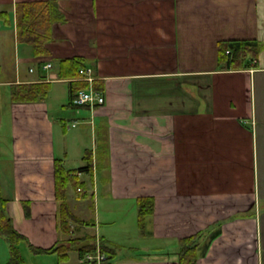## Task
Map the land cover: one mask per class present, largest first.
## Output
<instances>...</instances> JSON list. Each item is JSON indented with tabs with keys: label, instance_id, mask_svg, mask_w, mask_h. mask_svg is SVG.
<instances>
[{
	"label": "crops",
	"instance_id": "obj_1",
	"mask_svg": "<svg viewBox=\"0 0 264 264\" xmlns=\"http://www.w3.org/2000/svg\"><path fill=\"white\" fill-rule=\"evenodd\" d=\"M16 1L31 0H0V11L13 16ZM50 1L65 20L52 25L46 57L0 21V51L7 30L20 46L19 67L0 81L9 132L0 187L15 228L34 246L62 237L53 161L74 170L89 151L92 171L78 172L84 197L71 186L66 197L91 222L65 237L117 245L109 264H179V239L198 233L194 264H264V0ZM242 38L259 43L256 57L221 67L218 42ZM75 55L104 97L93 109L67 106L68 81L83 80L59 78L56 61ZM41 80L50 83L43 100L11 101L12 83ZM144 196L154 208L140 230ZM67 256L55 261L83 263L76 249Z\"/></svg>",
	"mask_w": 264,
	"mask_h": 264
},
{
	"label": "trees",
	"instance_id": "obj_2",
	"mask_svg": "<svg viewBox=\"0 0 264 264\" xmlns=\"http://www.w3.org/2000/svg\"><path fill=\"white\" fill-rule=\"evenodd\" d=\"M15 12L0 11V21L6 28L15 27L16 38L19 44L30 46L31 53L35 57L48 56V43L52 38V25L56 22L64 21L55 1L50 0H31L16 1ZM259 43L255 39H231L218 42V63L223 68H239L244 66L246 60L253 59L259 52ZM227 50H230L228 53ZM42 63L45 60H39ZM85 62L81 56H71L58 59L56 61V72L59 78L72 79L79 78V68H85ZM69 100L67 106L71 107V99L80 89H87L88 83L81 80L68 81ZM93 88L97 89L96 85ZM50 89L49 81L41 80L29 83H12L10 85L11 101L14 103H31L43 100ZM73 108V107H71ZM85 165L74 170H66L62 165V160L54 158L53 174L55 186V200L57 203V223L56 227L61 238L53 245L47 247L34 246L30 243L24 234L19 232L12 218L6 211L7 200L2 196L0 187V237L7 244L8 258L6 264H26L24 257L19 250V244L24 242L28 249L35 254H55L57 261H65L67 252L76 249L80 257L85 253L95 250L93 239L88 236L65 237L71 233L73 224L82 225L90 224L91 221L82 220L72 213L67 201V188L71 186L76 191V196L84 197L78 188L84 187L80 181L78 172L92 171V159L89 151L82 156ZM1 186V184H0ZM29 201H23L25 215L29 216ZM154 199L151 196L138 197L137 199V224L140 230L144 229L146 219L153 212ZM88 239V240H87ZM87 240V241H86ZM199 234H192L179 239V264H194L197 259V247ZM86 242V243H85ZM101 250L107 254V258L101 264H109L116 251L117 245L109 244L100 239L99 245ZM95 264V263H80Z\"/></svg>",
	"mask_w": 264,
	"mask_h": 264
},
{
	"label": "rangeland",
	"instance_id": "obj_3",
	"mask_svg": "<svg viewBox=\"0 0 264 264\" xmlns=\"http://www.w3.org/2000/svg\"><path fill=\"white\" fill-rule=\"evenodd\" d=\"M2 38L4 39L2 40L4 45L1 46L2 51H0V55L2 56V61H3L1 62L0 81L10 78L14 74L13 71H15V68L19 67L17 64H15L14 59L17 58V50L20 47V46L19 47L16 46L17 44L14 39L15 37L13 31L7 30L5 33H3ZM59 86L66 87L65 84H59ZM7 96H8L7 87L5 85H0V108L4 107L6 103V99L8 98ZM2 115L3 113L2 111H0V116ZM0 123H1L0 142L5 143L4 140L6 141L8 139L9 132L4 117H2V119L0 118ZM90 214L92 215L91 210H90ZM19 250L22 254V257H24L25 259L24 262H26V264H57V262L55 261L56 260L55 254L32 253L24 242H21L19 244ZM7 258H8L7 244L0 237V264H6L5 262Z\"/></svg>",
	"mask_w": 264,
	"mask_h": 264
},
{
	"label": "built area",
	"instance_id": "obj_4",
	"mask_svg": "<svg viewBox=\"0 0 264 264\" xmlns=\"http://www.w3.org/2000/svg\"><path fill=\"white\" fill-rule=\"evenodd\" d=\"M230 50H227L228 53ZM52 66V63H45L43 65V68H50ZM79 73L81 77L79 79H82L84 81H87L89 83V87L87 89H80L78 90L74 96L71 99V107L78 110L81 107H88L90 109H93L96 107V105H101L104 103V97L102 93L92 86V76H91V69L89 67L85 68H79ZM52 78V77H51ZM76 121L71 123V126L76 125ZM80 190V188H78ZM99 243H96L95 250L91 252L85 253L82 258L80 259L82 262L87 263H96L101 264L105 258H107V254L101 250L100 246H98Z\"/></svg>",
	"mask_w": 264,
	"mask_h": 264
}]
</instances>
